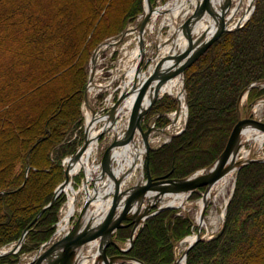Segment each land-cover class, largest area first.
I'll return each instance as SVG.
<instances>
[{
    "label": "trees",
    "instance_id": "16d2710c",
    "mask_svg": "<svg viewBox=\"0 0 264 264\" xmlns=\"http://www.w3.org/2000/svg\"><path fill=\"white\" fill-rule=\"evenodd\" d=\"M34 2L42 4L35 5ZM109 2L103 0V5L92 7L91 15L95 20L107 15ZM131 3L118 24L99 32L92 26L81 29V24L76 23L74 7L67 2L0 0V77L7 80L12 76V69L20 64L25 69L22 83L30 85L27 86L29 89L57 66L72 65L63 75L75 69L78 71L79 83L74 99L79 110L92 52L106 38L123 31L125 25L142 12V0H131ZM39 37L43 38L38 41ZM40 43L46 44L49 57L42 55ZM46 59L56 62V67L44 65ZM260 79H264V0H257L251 18L242 28L221 34L199 61L187 68L188 123L171 143L150 152L149 167L153 176L185 177L214 162L236 126V103L241 91ZM263 96L264 87L256 86L249 91L247 101L253 102ZM170 101L165 99L150 111L161 113V108H172L175 101ZM3 103L0 105L5 107ZM55 106H47L38 120L31 111L23 116L27 119L26 124L5 123L0 129L1 134L8 133L16 141L12 160L0 178V223L8 231L0 237V247L17 241L28 223L54 196L58 181L51 182L49 192L32 209L18 208L16 202L27 186L9 191L24 181L25 173L28 185L36 177L62 180L61 158L71 146L63 141H66L67 131L77 125L80 111L70 117L50 116ZM207 108H212L215 113ZM12 112L9 107L4 110L8 115ZM166 120L159 118L160 123ZM169 158L172 162L167 166L165 162ZM236 181L223 229L213 239L197 242L189 250L186 264H264V162L252 161L241 167ZM200 188L205 189L204 186ZM198 193L194 192L192 199ZM62 202L63 197L58 198L40 217L36 227L29 231L19 254L31 252L52 234ZM179 211V208H167L150 216L129 253L145 264H173L176 244L191 233L192 227L190 216L178 214ZM129 230L121 227L117 239L128 238ZM110 250L114 253L117 249L110 247ZM15 261L17 257L9 255L2 259V264Z\"/></svg>",
    "mask_w": 264,
    "mask_h": 264
},
{
    "label": "bare ground",
    "instance_id": "6f19581e",
    "mask_svg": "<svg viewBox=\"0 0 264 264\" xmlns=\"http://www.w3.org/2000/svg\"><path fill=\"white\" fill-rule=\"evenodd\" d=\"M205 1L206 0H171L166 5H160L159 7L153 9L150 22L146 24L144 32L147 30L151 32L152 30L154 31L156 19L160 15H163V24L167 23L170 29L166 36H163L162 34L160 35L158 41L156 42L159 44L158 48L154 45L153 50L150 52L148 51L149 40H147V32L144 33L141 29H139V26L136 27L137 34L134 39L136 44L131 47V40L125 42L122 46V55L120 56L119 62L113 71V74L115 73L114 81L116 78L121 79L120 86L118 87L119 92L114 100H112L114 89L111 87V85H113V80H111L108 85H105V83L95 82L97 78L96 74H98V70L95 72V69L99 60V55L103 53V51L110 50L112 47L117 46L121 42V32L114 35L120 38H113L112 41H107V44H104L98 50L93 61L95 67H92L89 71V76L87 77L82 97V103L86 109V125L88 124V126H84L83 130H79L80 128L78 126H72L67 131L66 137L69 139L63 141V143L67 145L70 144L71 146L66 149L65 154L61 158V166L64 177L61 181L57 182L54 187L53 194L55 195L59 187L64 183L58 198L63 197V200H67L68 202L65 207L64 205L60 207V211L57 213V220L53 225V230H56L52 233L55 235L56 231H58L57 236L55 237L53 234H50L45 241L47 245L44 246L45 242L43 241L38 247L32 250L33 252L35 251L34 255H30L32 251L19 254L20 249L22 248L20 246V249L17 250L19 248V244H16L12 248L11 246H8L9 244L3 245L0 248V264H2V259L9 255H12L13 258L17 257V261L11 264H138L137 260H142L132 256L129 253L131 249L124 252L123 250L127 249L129 245L124 248V246H122L120 241L117 239V233L121 227L116 230L113 236L115 243L118 244V250L112 253L110 252V245L112 244L109 243V241L112 240V230L109 227L106 228V230L103 229L96 231L94 230L96 225L98 226L100 222L113 223L116 221L117 217L121 215V213L126 214L128 213L127 210L130 212L134 211L136 206L140 203H142L139 210L141 213L150 207L151 209L149 214L154 215L158 209L164 207L165 205L169 208H184V205L187 202H191L189 199L194 192L192 194L187 191L177 192L171 188L165 187L154 189L147 195L145 200L140 195L142 194L141 192L143 187L146 185L144 182L146 180H143L142 176L143 169L146 170L147 165H149L150 152L158 149V145L161 144L160 147H162L170 142L171 138L176 137L177 134H170L175 131H180L183 128L184 120L186 123V120L189 118V106L187 109L185 91L183 89V79L180 72V67L185 61L183 63H179L174 59L172 60V58L181 54L189 43L192 45L193 49H196L207 39L206 32L210 28V30H212L211 33L220 29L219 25L221 22L220 19H218V15L223 14V9L219 6L217 0H209L210 10L206 11L205 14H203L200 19L198 18V20H195L194 23H190L194 12ZM221 1L223 2V0H220V2ZM231 1H241V3H243L241 10H245L246 12L238 15V18H231L229 13H227L225 20L223 14L222 22H224V26L226 22V26H230V28L233 26L235 27V24L238 23V21H245L249 15L247 6L250 5L253 0ZM149 10L150 8L146 3L145 14L149 13ZM133 30L134 28H130L125 34L126 37L132 33ZM113 49L115 48H112V50ZM142 50L145 51V57H147V55H152L153 59L150 61L148 69L140 70L137 66L141 58ZM143 63L144 60L141 63V66ZM161 65H164V67L170 65V67H168L167 73L164 74L160 80H158L156 79V71ZM190 65L191 63L184 69V81L186 70ZM124 70L126 71L124 72ZM103 90H107L109 92L107 98L104 97L105 95L102 93ZM247 93L249 94V91H246L243 94L244 99L241 103L246 100V97L248 96ZM155 94H158L157 99L169 95L176 100L177 107L168 113L171 122L165 127V132L158 131L156 129L157 123L152 121L154 123L153 125H147V128L142 126V129L137 127L131 138L124 139L128 127L137 116L136 111L141 103H143L141 105V109H145L143 111V114L145 113L143 115V118L145 116L143 120L149 121L152 119V117L147 118L146 116L152 106V98L150 97ZM85 95H87L86 99ZM118 99H122V103L114 110V112L112 111L109 115H104L107 110L106 108L113 109ZM98 100L107 101L109 102V105L101 108L100 105L97 107L95 104H92L93 101ZM253 102H256V100ZM253 102H248V104H252ZM263 104L264 100L256 103L254 110H258ZM93 115L95 116L93 117ZM255 120L258 119L255 118ZM121 121L124 122L120 124ZM239 124L240 123L238 121L232 133ZM149 127H151V132L147 137L144 132H147ZM159 132L164 133L165 135L157 136ZM101 133H104L103 136L110 133L113 137L112 145L108 148L109 150L107 149V157L104 158V154L101 159H99L97 150L99 149L98 139L101 136ZM231 135L229 136L226 146L228 145ZM86 137L90 140V144L81 149L80 147L85 142ZM251 139H254L256 144L263 145L264 129L260 126L246 127L241 132L240 144L242 145L244 142ZM241 145L240 150L238 152H234V154L225 163L223 172L218 177L211 180L205 192L202 193V196L198 199L192 200L193 204L199 206V211L196 215L198 227H202L206 224L205 216L211 197L214 194L218 195L225 191L226 186L234 173H237L244 165L252 162L250 161L241 167H238L237 161L244 160L247 162V160L255 159L253 161L264 162V157L251 158L249 156L250 151L243 148ZM77 151L78 153L76 154ZM242 151L243 153H241ZM94 155L95 157H93ZM103 160H106V162L104 163ZM214 162L209 164L208 167ZM163 177L166 179L176 178L169 175ZM15 191H17V189L9 192ZM80 198H84L82 203L78 202V199ZM118 198H120V202L115 210V200ZM120 205H122L121 208H119ZM42 209L43 208L39 210L37 215L24 228L23 233L26 229H28V231H32L36 227L40 217L46 212V210H48L47 208L38 216ZM62 211L63 213L61 215ZM221 215L224 219V212L221 213ZM146 220L136 229L137 235ZM124 222L125 223L122 226V229L129 228L130 230L128 232V236H131L132 233L130 232L132 231L134 224L130 220ZM213 222H215V220H213ZM83 229L89 231L91 235L88 234L90 236L76 244L72 249H67L61 252L62 248L59 246L55 249L52 248L49 250L53 244L66 237L68 234H78ZM130 236L128 244L130 243ZM200 237L201 234L198 235L197 232L193 231L191 234L185 236L180 243L184 244L186 242L185 246L187 247L189 244L196 242ZM26 239L24 242H26ZM19 240L20 238L18 241ZM120 248H122V250ZM15 249V253L9 252ZM105 249L107 257L105 256ZM45 250L48 251L46 255L48 253L49 255L41 258V256H43L46 252ZM121 255H127V257H131L134 260L120 258ZM178 264H185L184 256H181L178 259Z\"/></svg>",
    "mask_w": 264,
    "mask_h": 264
},
{
    "label": "rangeland",
    "instance_id": "374dc122",
    "mask_svg": "<svg viewBox=\"0 0 264 264\" xmlns=\"http://www.w3.org/2000/svg\"><path fill=\"white\" fill-rule=\"evenodd\" d=\"M56 1H59V3L60 2H67L69 5L74 7V9L76 11V23L81 24V26H80L81 29L85 26H87V27L92 26V29L94 31H99V32L100 31L103 32L104 30L118 24L123 13L125 11L129 10L131 8V4H132L131 0H110L107 15L105 17H103V16L98 17V19L95 20L91 15V13H92L91 9L93 6L95 8H98V6L103 5L102 4L103 0H56ZM150 1L153 4L154 8H157L160 5H166L171 0H150ZM41 2H43V1H41ZM41 2L40 3L34 2V4L35 5H41L42 4ZM236 2H234V1L231 2L232 8L236 5ZM242 4L243 3H241V7H242ZM142 5H143L142 12L140 11V13L137 14L138 15L137 17L130 20L125 25L123 31H121L120 34H122L123 32L127 33V31L130 28H134L133 32L130 33L126 38L121 40V42L117 46L112 47L115 49L112 50V48H111L110 50L103 51V53H101L98 57L99 63L96 64V69L98 68L100 70V73L96 74L97 78L95 76V78H96L95 82L105 83V85H108L111 82V80H113V82H112L113 85H111V87L114 89V94H113L112 100H114L115 97L117 96V94L119 92L118 87L120 86V83H121L120 78H116V80L114 81L115 73L113 74V71L119 62L120 56L122 55V50H123L122 46L125 44V42L131 40L132 41L131 47H133L136 44V42L134 40L136 37V34H137L136 27H138L139 21L142 18L141 14H143L144 10H146V0H142ZM244 13H245V10H241V8H240V11L237 12L235 18H238V15H241ZM149 22H150V20H149ZM126 27H127V29H126ZM169 29H170V27L167 25V23L163 24V15H160L156 19L154 31L153 30H152V32L149 30L145 31V33L147 32L146 33L147 40H149L148 41L149 42V48H148L149 52L153 50V48H154L153 46L158 41L160 35L162 34L163 36H166L168 34ZM42 38L43 37H39L37 40L39 41ZM113 38H120V37L113 36V37L106 38L99 45H102V44L104 45V42L112 41ZM42 45L43 44H41V47H42ZM99 45L97 47H99ZM47 50H48V48L46 47V44H44L43 48H42V55L43 56L46 55L45 58L49 55V52ZM93 53L94 52H92V56L88 60L86 80H87V77L89 76V71L91 70V68L95 67L94 63L92 62L93 61ZM199 58L194 60L192 63L198 62ZM192 63H191V65H192ZM149 64H150V61L147 63V65L144 69H148ZM44 65H46L48 67L53 65L54 67H56L57 63L54 61H50L49 59H46ZM59 66H57V68L50 75L46 76L43 79L41 78V80H39L36 83H33L29 89L27 88V86H30V85H26L25 83H22V73L25 71V69L22 68V65H20V64H18V66L14 67V69H12V71L9 69V71L12 72V76H9L7 80L3 81V79H4L3 76L0 77V103L4 102L3 104H5V107H4V105H0V129L2 127H5V123L6 124L7 123H11V124L17 123L19 125L26 124L27 119L24 118L23 116H24V114H26V113L28 114L31 111L34 113V116L38 120L40 118L41 114L44 112V110H47L46 109V108H48L47 106H50L51 104H53L54 106L56 105L55 106L56 108L51 112L50 116H53L55 114H59L60 116H69V117L76 115L78 109H77V102H76L77 100L74 99V97H75L74 95L76 94V89H77V86L79 83L78 71L75 69V70H72L69 73L63 75L64 72H66L68 69H70L72 65H67L64 68H58ZM125 71L126 70H124V72ZM37 77H39V76L37 75ZM255 82L258 83L257 86L262 85L264 87V79L256 80L253 83H255ZM249 85H247V87ZM252 88H254V87H252ZM245 89L241 91L240 95L242 94V92H244V93L246 92ZM102 93H104L105 98L108 97L109 92L107 90H103ZM240 95H239V97H240ZM239 97H238V100H239ZM169 98L173 99V97L169 96V95H166L165 97L163 96V98H158L154 102V104H152L151 109H152V107H154V105H158L161 102H165V99H168L170 101ZM247 99H248V96L246 97V100L243 103H241V105H240L242 119H246V117H248L251 119L256 118L258 120L264 121V104L258 110H254L255 104L264 100V96L257 99L256 102H253L252 104H250V103L248 104ZM238 100L236 103L237 122H238ZM174 101H175L174 105L172 106V104H171L172 108H169V109L161 108V110H162L161 113H158V112L152 113V110L150 112H148L146 117L150 116V118L152 117V119H150L149 121L143 120L142 121L143 127L147 128V125H153L154 123L152 121H154L155 123H157L156 124L157 127L165 128L167 126V124L171 122V119L168 116V113L173 111L177 107L176 100H174ZM92 104H95L98 107V105H100V101L99 100L93 101ZM7 106L9 108L13 109V112L10 115L4 113V110L8 109ZM207 109H209V108H207ZM210 110L215 113V110H212V108L209 109V111ZM78 111H80V115H79V118L76 120L75 123H77L76 126H78L80 128L79 130H83L84 126L86 127L87 116H86L85 106L82 103V99H81L80 108ZM162 117H165L167 120L160 123L159 118H162ZM122 122H124V121H121L120 124H122ZM71 126H72V124H71ZM183 128H186L185 127V120L183 122ZM180 131H178L179 133L177 131H175L176 133L174 132L170 135L177 134L176 135V137H177L180 134H182V132H183V131L182 132H180ZM155 133H157V132H155ZM158 135L164 136L165 134L159 132L157 134V136ZM112 137L113 136L110 133H108V134H106V136H103L102 138H100L99 143H98L99 149L97 150V154H98L99 159H101L102 155H104L105 152L107 151V149L110 148V146L112 144ZM67 139H69V138L66 137V140ZM163 139H164V137H163ZM172 140H173V138H171V141ZM171 141L168 143H171ZM15 144H16V141L14 140V138L11 135H9L8 133H6V134L0 133V178L3 174H5L7 168H8V166L12 160V156H13L12 150H13ZM160 146H161V144L158 145L157 148L163 147V146L162 147H160ZM241 146L250 151L249 156L251 158H263L264 157V143H263V145H258V144H256V141L254 139H251V140L244 142ZM38 152L40 153V151H38ZM241 153H243V151ZM93 157H95V155ZM171 162H172V160L169 158L168 160H166L165 163H167L166 165L168 166L171 164ZM144 168H145V164H144ZM150 171H151V169H150ZM143 172L146 173V170L143 169ZM237 173H234V175L230 178V181L227 184L225 191L221 192L218 195L214 194L211 197V199L209 200V203H208L209 207L207 208V212H206V216H205L206 217L205 218L206 224L201 227V232H200L201 237L204 240L213 239L218 233L221 232V230L224 227V220H223L221 213L224 212V218L226 219L228 206L231 202V199L234 195L235 188H236ZM27 176H28L27 173H25L24 181H22V183L18 187L15 188L18 191V190H21L27 186L25 188L24 192L22 193V195L18 198L16 205L18 208H24L25 210L26 209L30 210L40 200H42L44 198V196L49 192L51 182L52 181H59V180H58V177H56L57 179H55V178L53 179V177H50V176L36 177L35 180L28 185L27 182H29V181H26L28 178ZM152 176H153V174H152ZM63 177H64V175H63ZM176 178H180V177H176ZM204 187H205V189L201 190V188H199L197 191H195V192H199L198 193L199 195H197L194 199H192V197H191L192 195L190 196L189 200L191 202H187L184 205L185 206L184 208L179 207L180 211L178 212V214L189 215L191 220H192L191 233L193 231L198 233V230H199L198 223H197V217H196L197 212L199 211V206L193 204L192 200L198 199L202 196V193L205 192L207 186H204ZM83 199L84 198L78 199V202L82 203ZM67 202H68L67 200L62 202V204L59 206L58 211H60V207H62L63 205L65 207L67 205ZM62 213H63V211L61 212V215H62ZM14 220H16V218H13V221ZM213 220H215V222H213ZM8 226H10V225H8ZM55 230H53V232H55ZM7 232L8 231H7L6 227H4V224L0 223V237L3 236L4 234H6ZM57 232L58 231H56L55 235H54V233H52V234L56 237ZM128 239H129V236H128V238L124 237V239L119 240L121 245L124 246V248H126V246L128 245ZM203 239H201V240H203ZM181 240H179L175 246L176 260H178L181 256H183L185 249H186V246H185L186 242L184 244H181L180 243ZM10 244L12 245V243H9L8 246H10ZM45 245H47L46 242H45L44 246ZM110 247H114L118 250V248L114 245H110ZM43 248H45V247H43ZM34 253H35V251L34 252L32 251L30 253V255H34ZM186 263H187V259H186Z\"/></svg>",
    "mask_w": 264,
    "mask_h": 264
},
{
    "label": "water",
    "instance_id": "95a60500",
    "mask_svg": "<svg viewBox=\"0 0 264 264\" xmlns=\"http://www.w3.org/2000/svg\"><path fill=\"white\" fill-rule=\"evenodd\" d=\"M223 2H225V3H223ZM223 2L222 1L220 2V0H217V3L219 4V6H221V8L223 9L224 20H225V16H226L227 13H229V16L231 18H235L237 12L241 8V1H238L233 8L231 6V2H232L231 0H223ZM256 2H257V0H253L252 3H250V5L247 6V11H249L248 17L245 19L244 22L238 21V23L235 24V27L233 26V27L230 28V26H226V22H225V26H224V22H222L223 21V14L222 15H218L219 16L218 19H220V22H221L220 25H219L220 29L218 31H215L214 33H211L212 30H210L211 29L210 28L206 32L207 33L206 34V38L207 39L205 41H203L196 49H193L192 45L189 43L188 46H186L185 50L181 54H178V55H176V56H174L172 58V60L174 59L175 61H177L179 63H181V62L183 63L185 61L183 63V65L180 67V72L182 74V79H183V89L185 91L187 109H188L187 89H186V85H185V81H184V69L187 67V65H189L194 60L199 58L218 39V37L222 33L230 32V31H234V30H238V29L242 28L249 21L250 17L252 16V14H253V12L255 10ZM146 3L148 4L150 10H149V13H146V14H145V10H144V13L141 14V17H143V18L140 19L138 26H139V29H141L142 32H144L145 26L149 22V20L151 18V15L153 13V9H155L150 0H146ZM209 5H210L209 4V0H206L203 4H201V6L194 12L193 17L191 19L192 22L190 21V23H194V21L198 20V18L200 19L202 17V15L205 14L206 11L210 10V6ZM125 34H126V32H123L121 34L122 40L126 37ZM139 41H140V39H139ZM104 44H107V42H104ZM155 45L158 48L159 44L155 43ZM102 46H103V44L99 45V47H97L96 50L94 51V53H93V61H94L96 53L98 52V50ZM144 52L145 51L142 50L141 58L139 60L138 66H137V68H139L140 70L141 69L143 70L146 67L147 63L153 59L152 55H148L147 57H145V53ZM143 60H144V63L141 66V63L143 62ZM164 65H161L159 67V69L156 71V79H158V80H160L164 76V74L167 73V69H168V67H170V65L167 66V67H164ZM257 84L258 83H256V82L252 83L245 90L249 91L252 87L257 86ZM243 94H244V92H242V94L240 95L239 100H238V121H239L240 124L234 130V132L232 133L231 138H230V140L228 142V145L226 146V148L224 149L222 154L218 157V159L212 165H210L209 167L207 166V167H205L203 169L197 170V171L193 172L192 174L188 175L187 177H184V178H173V179H166L164 177H160L159 179L158 178H154L152 176L151 171H150L149 165H147L146 173L143 172V176H142L143 177L142 179L146 180V181H144L146 185L143 187L142 192H141L142 194L140 195L144 200L147 197V195L150 194L156 188L165 187V188H171V189H173L174 191H177V192L187 191L190 194H192L193 192L198 190L200 187L208 186V184L211 182V180H213L214 178L218 177L223 172L225 163L234 154V152H238L240 150V145H241L240 144V135H241V132L248 126H260L261 128L264 129V121L255 120V119H251V118L250 119L246 118V119L243 120L241 118L240 105H241L242 100L244 99L243 98ZM151 96L152 97H150V98H152V102H151V105H152L157 100L158 94H155L154 96L151 95ZM86 98H87V95H85V99ZM121 103H122V99H118L116 101V104H115L114 108L106 110L104 115H109L112 111L114 112V110ZM142 104L143 103H141V105ZM141 105H139V108L136 111L137 116L135 117L134 121L131 122L130 126L127 129L124 139L131 138V136L133 135V133L135 132L137 127L142 129V126H143L142 125V120L145 118V116L143 118V115L145 114V113L143 114V111L145 109H143V108L141 109ZM94 116L95 115H93V117ZM187 122H188V119L186 120L185 127L187 125ZM86 126H88V124ZM156 129L158 131L165 132L164 131L165 128L156 127ZM184 129L185 128H183L180 132H182ZM150 132H151V127H149L147 132L146 131L144 132L145 136L148 137ZM103 134L101 133L100 135L103 136ZM86 135H87V133H86ZM100 137H99L98 141L100 140ZM89 144H90V140H88V138L86 137L85 142L83 143V145L80 148L82 149L85 146H88ZM108 150L105 152L104 158L107 157ZM78 151L76 152V154L78 153ZM253 160H255V159H253ZM253 160L250 159V160H247V162L244 161V160H239V161H237V166L241 167L242 165H244V164H246V163H248L250 161H253ZM103 162L105 163L106 160H103ZM63 186H64V183L59 187V189L57 190V192L54 195L53 199L45 207H43V209L38 214V216L44 210H46L47 208L51 207L54 204V202L57 200V198H58ZM115 202H116V204L114 205V209L116 210L117 206H118V204L120 202V198L115 200ZM141 204L142 203L138 204L134 211L130 212L129 210H127L128 213H126V214L121 213V215L119 217H117L116 221L113 222V223L112 222L111 223L110 222H108V223L100 222L98 226L96 225L94 230H96V231H100V230H103V229L106 230V228L110 227V229L112 230V238H111L112 240H110L109 243L114 245V246H116V247H118V244L115 243V239L113 238V236H114L116 230L124 225V223H125L124 221L130 220L134 224V226H133V229L131 231L132 234L130 236V243L128 244L129 246H128L127 249L123 250L124 252L129 251L132 248V246L134 244V241H135V238L137 236L136 229L148 217L153 215V214L152 215L149 214L150 209H151L150 207H148L145 211H143L141 213L139 211ZM154 205H156V204H154ZM121 207H122V205L119 206V208H121ZM164 208H169V207L167 205H165L164 207L158 209L156 213L160 212ZM28 232H29L28 229H26L24 231V233L22 234V236L20 237V240L16 243V244H19V248L24 243ZM200 232H201V227H199L198 235L200 234ZM88 234H90L89 231L84 230V229L81 232H79L78 234L70 233L66 237L60 239L57 243L53 244V246L51 248L49 247L50 248L49 250H51L52 248L55 249L56 247H59V246H61V248H62L61 252L65 251L67 249H72L73 247H75L76 244L80 243L81 241L85 240L88 236L91 235V234L90 235H88ZM201 239L202 238L200 237L196 242H193V243L189 244L186 247L185 252L183 254L185 264H186L187 254H188L189 250L197 242H199ZM19 248L17 250H19ZM120 249L122 250V248H120ZM48 251H46L43 254V256H41V258H44V256L49 255V253L46 255V253ZM9 252L15 253L16 249L13 250V251H9ZM105 256H106V249H105ZM120 258L134 260L131 257H127V255H121ZM137 262H138V264H145L143 261H140V260H137ZM108 264H111V263H108ZM174 264H178V260H175Z\"/></svg>",
    "mask_w": 264,
    "mask_h": 264
},
{
    "label": "built area",
    "instance_id": "2783aa9c",
    "mask_svg": "<svg viewBox=\"0 0 264 264\" xmlns=\"http://www.w3.org/2000/svg\"><path fill=\"white\" fill-rule=\"evenodd\" d=\"M99 63V62H98ZM98 70V73H100V70L97 68L96 70H95V72ZM109 105V102H107V101H100V107L101 108H104L105 106H108ZM106 109H108V108H106ZM105 109V110H106Z\"/></svg>",
    "mask_w": 264,
    "mask_h": 264
}]
</instances>
